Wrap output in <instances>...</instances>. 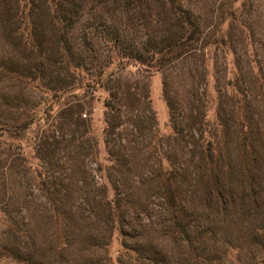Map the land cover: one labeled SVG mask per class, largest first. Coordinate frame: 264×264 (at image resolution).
Wrapping results in <instances>:
<instances>
[{"label": "rangeland", "instance_id": "1", "mask_svg": "<svg viewBox=\"0 0 264 264\" xmlns=\"http://www.w3.org/2000/svg\"><path fill=\"white\" fill-rule=\"evenodd\" d=\"M24 1L0 0V264H264V0H176L199 32L161 69L125 58L156 0H85L60 53Z\"/></svg>", "mask_w": 264, "mask_h": 264}, {"label": "trees", "instance_id": "2", "mask_svg": "<svg viewBox=\"0 0 264 264\" xmlns=\"http://www.w3.org/2000/svg\"><path fill=\"white\" fill-rule=\"evenodd\" d=\"M4 0V5H2L5 10H7L9 17L14 19V22H25L23 16L25 11H23L25 5L24 0ZM32 9L43 10L42 14L45 18L44 22L49 26L47 33L43 34L42 37L38 36L35 38V45L38 43V47H41L44 42L53 40L54 49L57 53H60L62 45L67 43V35L76 28L78 23V17L82 13V9L85 7V0H30ZM134 1V0H133ZM141 4H137L140 7L145 0H139ZM153 0H146L150 2ZM156 6L163 13V23L164 30L161 36L157 39H153L151 44L148 46V50L151 56H142L141 54L128 55L125 54V58L132 63H138L149 68L158 67L162 68L167 62L183 58L185 56H192L191 51L193 47V42L197 40V34L199 32V27L196 26L192 13L189 10L182 9L177 6L176 0H167L158 3L156 0ZM143 6V5H142ZM22 8V11L20 9ZM143 9V8H142ZM22 14V15H21ZM222 40L224 38H221ZM40 51V48H37ZM34 52V50L32 51ZM62 52V51H61ZM63 52H67L64 48ZM194 55V54H193ZM85 61L84 59H82ZM81 60L82 65L84 62ZM81 63L77 64L76 67L81 68ZM106 68L96 69L95 79L98 82H102L107 74ZM110 103V102H109ZM107 107H111L110 104ZM171 114L172 112V107ZM174 121V114L171 117ZM218 183V177L215 179ZM175 187L167 184L165 186L166 194L169 198L173 200L175 197ZM112 207L108 209L110 215L112 216Z\"/></svg>", "mask_w": 264, "mask_h": 264}]
</instances>
